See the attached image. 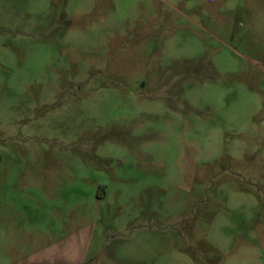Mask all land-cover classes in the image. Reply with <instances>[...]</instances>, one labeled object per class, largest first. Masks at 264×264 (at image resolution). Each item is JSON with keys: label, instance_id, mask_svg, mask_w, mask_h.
<instances>
[{"label": "rangeland", "instance_id": "374dc122", "mask_svg": "<svg viewBox=\"0 0 264 264\" xmlns=\"http://www.w3.org/2000/svg\"><path fill=\"white\" fill-rule=\"evenodd\" d=\"M0 264H264V0H0Z\"/></svg>", "mask_w": 264, "mask_h": 264}]
</instances>
